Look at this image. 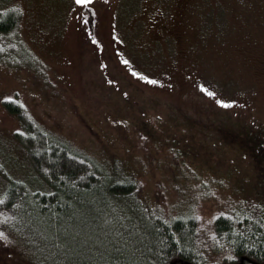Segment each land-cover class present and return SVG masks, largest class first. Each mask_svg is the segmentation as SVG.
<instances>
[{"label":"rangeland","instance_id":"374dc122","mask_svg":"<svg viewBox=\"0 0 264 264\" xmlns=\"http://www.w3.org/2000/svg\"><path fill=\"white\" fill-rule=\"evenodd\" d=\"M85 7L98 14L94 33ZM8 8L22 12L18 36L34 56L20 58L27 68L0 59V200L12 180L50 192L18 140L24 127L7 102L20 103L40 128L107 170L133 174L148 214L190 209L208 222L226 209L216 190L231 207L245 209L258 197L264 0H0V10ZM33 60L45 74L28 67ZM127 105H141L170 145L135 136L143 113ZM179 143L184 154L172 146ZM35 215L33 202L16 215L0 211V264H47L32 242L43 231L32 224Z\"/></svg>","mask_w":264,"mask_h":264},{"label":"trees","instance_id":"16d2710c","mask_svg":"<svg viewBox=\"0 0 264 264\" xmlns=\"http://www.w3.org/2000/svg\"><path fill=\"white\" fill-rule=\"evenodd\" d=\"M83 15L88 33L98 30L97 12L85 7ZM209 16L210 10L199 20L209 21ZM21 20L18 8L0 10V59L27 68L20 58L34 54L19 39ZM32 63L34 60L29 68ZM45 68L39 61V67L32 69L42 75ZM4 105L23 125L18 140L50 192L32 191L12 180L0 200V211L3 216L16 215L19 210L28 211L29 202L34 203L32 224L42 225L43 231L32 242L47 264H264V185L259 187L257 198H248L245 209L231 207V199L221 197L216 190L213 197L223 200L220 203L227 212H219L208 222L190 209L167 214L157 208L148 214L133 174L118 173L116 166L114 171L112 167L107 170L97 160L72 149L40 128L20 103ZM129 107L143 113L135 136H153L154 144L170 145V139L158 136L155 127L152 130L141 105ZM166 129V135L177 136ZM172 146L179 154L186 152L180 143L181 148Z\"/></svg>","mask_w":264,"mask_h":264},{"label":"snow or ice","instance_id":"6c2138e0","mask_svg":"<svg viewBox=\"0 0 264 264\" xmlns=\"http://www.w3.org/2000/svg\"><path fill=\"white\" fill-rule=\"evenodd\" d=\"M78 4H84L90 2V0H76Z\"/></svg>","mask_w":264,"mask_h":264},{"label":"water","instance_id":"95a60500","mask_svg":"<svg viewBox=\"0 0 264 264\" xmlns=\"http://www.w3.org/2000/svg\"><path fill=\"white\" fill-rule=\"evenodd\" d=\"M93 1V0H90V2Z\"/></svg>","mask_w":264,"mask_h":264}]
</instances>
